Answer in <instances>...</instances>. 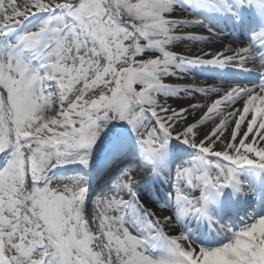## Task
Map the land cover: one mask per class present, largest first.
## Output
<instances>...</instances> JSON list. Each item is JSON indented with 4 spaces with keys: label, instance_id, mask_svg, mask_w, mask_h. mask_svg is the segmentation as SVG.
<instances>
[{
    "label": "snow or ice",
    "instance_id": "1",
    "mask_svg": "<svg viewBox=\"0 0 264 264\" xmlns=\"http://www.w3.org/2000/svg\"><path fill=\"white\" fill-rule=\"evenodd\" d=\"M245 6L261 25L246 45L220 41L196 15ZM194 24L208 36L173 48L197 39L184 30ZM197 66L260 78L192 82L184 94L200 98L170 102L179 91L164 78ZM113 122L131 128L153 167L125 168L86 208L85 175L50 173L89 168L101 144L107 163L124 159L130 146ZM173 140L195 151L176 170L174 215L136 191ZM245 167L264 176V0H0V264H264V215L239 230L216 221L226 237L217 246L170 227L186 215L213 220L226 189L243 191Z\"/></svg>",
    "mask_w": 264,
    "mask_h": 264
},
{
    "label": "bare ground",
    "instance_id": "2",
    "mask_svg": "<svg viewBox=\"0 0 264 264\" xmlns=\"http://www.w3.org/2000/svg\"><path fill=\"white\" fill-rule=\"evenodd\" d=\"M185 11V10H184ZM187 12V11H185ZM204 20V23L208 25L209 28L213 30V33L219 37L220 41L223 42H235L236 45L241 44H248L245 40L247 38V33L249 34V38H252L254 32L258 31L260 26L256 23L255 20L259 21L258 14L252 8L247 6L245 7H238L235 9L234 13H219V12H206V11H199L196 13ZM254 20V22L252 21ZM260 22V21H259ZM254 24V25H253ZM185 31L195 32L197 37L201 39H205L208 36V31L203 25H189ZM234 34L240 35L241 39L236 38ZM186 39L179 40L177 43L173 45V48L180 50L181 52L184 51L186 47H197L199 45H189L186 42ZM209 43H213V41H207ZM199 72H197V71ZM215 71H219L220 74L224 75V78H220L217 80L213 79L211 76L214 74ZM201 73V74H200ZM231 73V74H230ZM233 73H236L241 76H246L249 72L244 71L240 68H217L213 66H197L192 67L188 71L181 74L180 77L177 76H168L165 77L168 83L176 88L179 91L178 97L170 98V102L172 100H176L180 103H185L188 100H195L200 98L201 94L196 95H185L184 94V86L186 84H191L192 82H203L205 84L211 85H220V86H227L229 84H248L247 82H241L240 80L234 79L235 76ZM256 75L260 78V74L258 72ZM251 74V73H250ZM259 82V81H258ZM256 82V83H258ZM253 85V84H248ZM189 92L191 90L189 89ZM76 166L71 167V163H69L67 169L63 172H54L52 170L53 177H67L71 173L72 175L79 174L77 173ZM254 174H259L254 170H246L239 172V179L243 187V191L240 193H234L232 189H226L224 195L220 199V212L224 211V201L225 199L230 202V204L235 208L241 207L242 204H246L251 199V195L256 190V185L252 182ZM261 176V190L264 193V176ZM144 188H139L137 192L143 197L146 201V204L152 206L153 211H157L156 208V200L158 198H169L170 207L166 208L162 211V213H172L174 215L176 209V200L175 197H170L169 185L166 181L162 178H159L158 175H153L151 180L148 184L143 185ZM113 190V189H112ZM107 190L105 195H101L100 198L106 196L107 194L111 193ZM210 220L207 216H193V215H186L180 219L179 222L173 223L172 226L174 228L173 232L184 231L189 236L190 239L193 240L196 244L201 243L204 241V228L208 226ZM220 224H223L219 221ZM244 225L237 226L235 230H239ZM201 228H203V232H201ZM213 232H216L221 239L225 236L218 230V228L213 227Z\"/></svg>",
    "mask_w": 264,
    "mask_h": 264
},
{
    "label": "rangeland",
    "instance_id": "3",
    "mask_svg": "<svg viewBox=\"0 0 264 264\" xmlns=\"http://www.w3.org/2000/svg\"><path fill=\"white\" fill-rule=\"evenodd\" d=\"M17 2H18V3H22V0H17ZM180 2H181V4H183V0H180ZM184 10H185V11H188V10H189L187 5H184ZM201 40H203V39H201L200 37H197V39H196L195 41H193V40H191V39H186L185 42H186L187 44H189V45H192V44H194V45H199ZM217 72H218V75H217V76H221V77H223V76L220 74L219 71H217ZM248 79L251 80V79H253V78H248ZM164 80H165V83H166V84H168L169 86H171V85L168 83V81L166 80V78H164ZM171 87H172V86H171ZM178 96H179V95H178ZM178 96H176V97H178ZM170 98H172V97H169V98H168L169 101H170ZM113 123H118V124L120 125L119 127H117V128L115 129L116 131L121 132L124 136H126V134H127V137H128L129 139H131V135H133V134H132V130H131V128H130L127 124H125L124 122H113ZM122 125H123V127H124L125 129H122V127H121ZM110 127H111V125H110ZM107 131H108V130L105 129V132H106V133H107ZM108 138H109V137H108L107 135H103V136H102V141H103V142H106V141L108 140ZM179 143H181V145H183V143H182L181 141L173 140V141L170 143V145L168 146L167 149H170L171 147H173V145H174V147H175V146H177ZM102 147H103V144H101L100 147H98L97 149L94 150V156H97V154H98L99 152H101ZM181 148H184L185 150L190 151L189 155L185 157V159H186L188 162H190V161L192 160L193 156L195 155V151H194L192 148H190L188 145H186V144H184L183 147L181 146ZM167 149H166V150H167ZM75 165H78V164H75ZM142 165H143V166H139V168H137V169H139V170H141V171H147V170H151V168L153 167L152 163H150V162L147 161V160H145V161L143 162ZM174 165H175V175H174V181H175L176 170H177L178 167L182 166V164L175 163ZM89 167H90V166H89ZM87 169H89V168H87ZM171 169H172V168H171ZM171 169H170V167L168 168L169 171H170ZM54 170H55V169H53V171H54ZM56 170H58V169H56ZM50 175L53 176L52 173H50ZM149 178H150V177H149ZM256 178H257V177H256ZM147 180H148V179H147ZM147 180H146V181H147ZM140 185H141V184H138V185L136 186V188H138ZM170 195H173V187H170ZM161 205H164V207L161 208V207H160ZM166 207H167V206H166V203L164 202V200H163V203H162V204H161L160 201H158V202L156 203L157 211H159V212H161V213H162V211H163ZM262 215H264V214H262ZM250 221H251V219L248 220V223H249ZM225 223H228V219L225 220ZM228 224H229V223H228ZM170 227H171V229L174 231L173 226H170Z\"/></svg>",
    "mask_w": 264,
    "mask_h": 264
}]
</instances>
